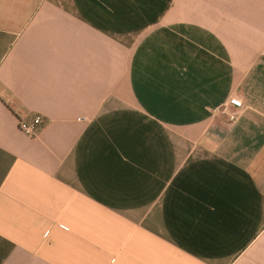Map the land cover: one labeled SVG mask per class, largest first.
<instances>
[{
  "label": "crops",
  "instance_id": "crops-1",
  "mask_svg": "<svg viewBox=\"0 0 264 264\" xmlns=\"http://www.w3.org/2000/svg\"><path fill=\"white\" fill-rule=\"evenodd\" d=\"M0 264H264V0H0Z\"/></svg>",
  "mask_w": 264,
  "mask_h": 264
},
{
  "label": "built area",
  "instance_id": "built-area-1",
  "mask_svg": "<svg viewBox=\"0 0 264 264\" xmlns=\"http://www.w3.org/2000/svg\"><path fill=\"white\" fill-rule=\"evenodd\" d=\"M241 101L236 97H231L228 100V104L221 107V111L227 114L230 121H235L238 117L237 110L229 111L228 106H233L235 108L240 107ZM43 120L40 115H35L31 120H26L25 118L17 119V127L21 132L29 137L37 136L40 128L42 127Z\"/></svg>",
  "mask_w": 264,
  "mask_h": 264
}]
</instances>
